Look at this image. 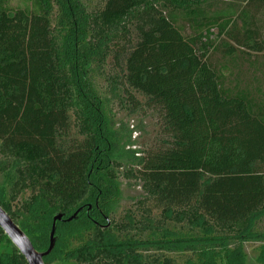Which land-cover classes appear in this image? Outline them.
<instances>
[{"label": "trees", "instance_id": "trees-1", "mask_svg": "<svg viewBox=\"0 0 264 264\" xmlns=\"http://www.w3.org/2000/svg\"><path fill=\"white\" fill-rule=\"evenodd\" d=\"M224 38L263 54L264 0H0V206L41 252L64 216L46 264H246L247 243L264 264V102L210 64ZM112 55L132 112L161 122L142 158L93 83ZM114 154L141 190L117 223ZM0 264H28L1 228Z\"/></svg>", "mask_w": 264, "mask_h": 264}, {"label": "rangeland", "instance_id": "rangeland-1", "mask_svg": "<svg viewBox=\"0 0 264 264\" xmlns=\"http://www.w3.org/2000/svg\"><path fill=\"white\" fill-rule=\"evenodd\" d=\"M16 5L17 2H14L13 6ZM87 7L88 10L93 11L97 8V4L91 2ZM238 23L239 29L242 30L243 22L239 21ZM222 42L229 43V40L227 38L222 39L217 49L212 52L209 60L213 68L218 71V74L225 78V87L230 88L231 92L236 94L253 91V93H256L257 100L264 102V53L259 55L238 53L237 57H227L221 52ZM113 57V55L108 57L106 63L97 69L94 73L93 83L98 94L104 100L107 117L113 124L112 129L122 138V141H120L121 148L125 141L124 138L130 136L124 145V150L135 152L136 158H142L148 150L159 145L161 122L158 115L153 114L151 110L142 108L132 112L133 104L125 97L123 87H115L117 81L114 83L113 78L117 74L114 69ZM257 88L259 92H256ZM135 95L137 100L144 105V99L137 94ZM73 121L74 119H72V124ZM72 131L74 134L77 132L76 125L73 126ZM114 155L116 160L120 159L118 155ZM120 160L119 162L123 163V167L120 171H116L120 199L117 203L112 204L109 216L110 220L116 223L124 218L128 210L134 212L133 209L137 208L136 203L141 198L139 185L124 177V172L130 167H136L137 164L133 161L130 163L126 158ZM137 214L139 213L137 212ZM244 254L247 256L246 264H258L256 258L259 254V244H245ZM168 256L174 260L175 264H186L189 258L196 260V256L191 253L180 252Z\"/></svg>", "mask_w": 264, "mask_h": 264}, {"label": "water", "instance_id": "water-1", "mask_svg": "<svg viewBox=\"0 0 264 264\" xmlns=\"http://www.w3.org/2000/svg\"><path fill=\"white\" fill-rule=\"evenodd\" d=\"M81 210H78L72 217L66 221H73ZM64 220L62 214H58L53 219L52 229L50 232L49 247L46 251H38L27 234L12 220L8 213L0 206V228L8 237L10 242L19 250L24 256L28 264H46L44 258L49 256L55 247L56 243V223ZM110 225V222H109Z\"/></svg>", "mask_w": 264, "mask_h": 264}, {"label": "flooded vegetation", "instance_id": "flooded-vegetation-1", "mask_svg": "<svg viewBox=\"0 0 264 264\" xmlns=\"http://www.w3.org/2000/svg\"><path fill=\"white\" fill-rule=\"evenodd\" d=\"M91 207H89V209H90Z\"/></svg>", "mask_w": 264, "mask_h": 264}]
</instances>
